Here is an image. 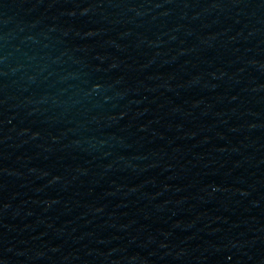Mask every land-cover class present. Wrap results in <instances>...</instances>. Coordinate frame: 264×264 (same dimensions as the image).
<instances>
[{
  "label": "water",
  "instance_id": "1",
  "mask_svg": "<svg viewBox=\"0 0 264 264\" xmlns=\"http://www.w3.org/2000/svg\"><path fill=\"white\" fill-rule=\"evenodd\" d=\"M0 264H264V0H0Z\"/></svg>",
  "mask_w": 264,
  "mask_h": 264
}]
</instances>
